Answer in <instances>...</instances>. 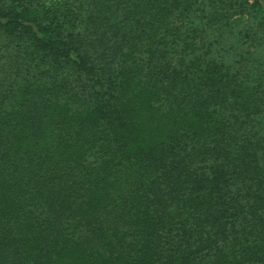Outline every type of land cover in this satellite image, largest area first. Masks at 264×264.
<instances>
[{
    "label": "trees",
    "instance_id": "trees-1",
    "mask_svg": "<svg viewBox=\"0 0 264 264\" xmlns=\"http://www.w3.org/2000/svg\"><path fill=\"white\" fill-rule=\"evenodd\" d=\"M240 24L264 0H0V264H264V82L210 56Z\"/></svg>",
    "mask_w": 264,
    "mask_h": 264
},
{
    "label": "rangeland",
    "instance_id": "rangeland-1",
    "mask_svg": "<svg viewBox=\"0 0 264 264\" xmlns=\"http://www.w3.org/2000/svg\"><path fill=\"white\" fill-rule=\"evenodd\" d=\"M248 27V24H240L231 32L223 29L215 31L210 41V56L230 72L241 73L245 69L247 77L256 76L264 82V36L257 34L253 48L249 51L238 39Z\"/></svg>",
    "mask_w": 264,
    "mask_h": 264
}]
</instances>
